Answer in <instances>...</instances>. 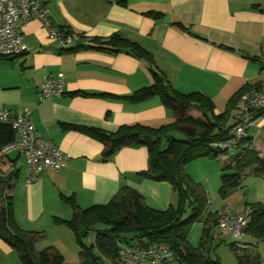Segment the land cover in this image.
<instances>
[{"label": "crops", "instance_id": "obj_1", "mask_svg": "<svg viewBox=\"0 0 264 264\" xmlns=\"http://www.w3.org/2000/svg\"><path fill=\"white\" fill-rule=\"evenodd\" d=\"M40 1L47 6L57 31L86 39L118 33L138 42L153 55L154 69L165 75L175 90L183 94L202 92L214 101L216 113L225 111L231 99L244 90L234 102L229 123L234 122L240 97L264 72V12L255 8L264 7V0ZM23 35V52L0 58V108L17 113L28 108L36 129L62 152L64 166L58 170L46 167L30 179L24 155L14 150L0 155V179L12 176L8 193L15 221L26 233H37L35 251L50 248L67 258L76 236L66 223L56 221L73 217L75 209L66 197L74 196L79 207L87 209L109 203L128 186L143 195L148 206L161 210L168 209L176 197L169 182L140 175L149 165L146 146H126L111 161H104V146L99 140L66 129L65 124L115 132L134 123L158 128L175 118L159 96L139 102L122 98L153 82L146 59L126 51L62 49L38 18L24 25ZM59 73L65 76L64 93L41 102L39 86ZM254 148L264 156V148L257 147L255 137ZM224 160V156H201L185 165L187 174L204 189L210 205L211 199L217 203L221 198ZM229 195L224 206L209 210L218 213L224 207L241 212L250 210L247 203H264V177L247 175ZM236 197H244L241 208L234 206ZM214 227L211 234L218 238ZM203 232L204 224L201 238ZM188 239L193 247L199 246L200 242H192L194 238ZM236 245L249 250L254 247ZM0 264H23L16 249L1 236Z\"/></svg>", "mask_w": 264, "mask_h": 264}, {"label": "trees", "instance_id": "obj_2", "mask_svg": "<svg viewBox=\"0 0 264 264\" xmlns=\"http://www.w3.org/2000/svg\"><path fill=\"white\" fill-rule=\"evenodd\" d=\"M255 8L264 12V7L255 5ZM177 24L186 28L181 22ZM223 47L235 50L231 46ZM62 49H95L111 53L126 51L146 59L151 66L153 82L122 98L139 102L159 96L175 118L173 122L158 128L134 123L122 125L115 132L94 126L65 124L66 129H75L99 140L104 146V161H111L126 146H146L149 165L140 175L169 182L176 197V201L166 210L148 206L143 195L128 186L122 187L109 203L96 204L87 209H81L74 196L66 197V201L75 209L73 217L69 220L57 218L56 221L66 223L82 247L81 261L78 264H105V261L115 264L120 243L129 242L138 235L166 242L187 264H219L207 253V245L213 238L211 228L219 223L218 213L209 210L204 189L187 174L185 165L201 156L218 159L221 154L227 153L218 148V143L229 138V129L234 124L229 123V118L235 108L234 102L244 90L231 99L225 111L216 113L215 103L211 98L202 92L183 94L175 90L165 75L154 69L153 55L138 42L118 33L108 38L86 39L80 36L76 38L74 45L63 46ZM246 89L248 88L245 87ZM261 115H264V107L257 110L256 118ZM174 131L183 133L185 138H176ZM14 138V129L0 121V148ZM228 157L223 162L220 196L227 197L239 188L249 174L264 177V156H260L254 148V136L250 132ZM11 185L12 176L1 177L0 236L17 250L23 264H71L57 250L48 248L41 252L35 251L34 240L37 233H26L15 221L13 202L8 193ZM247 204L251 206L248 209L250 220L246 234L264 242V203ZM189 211L190 215L185 218ZM196 221L203 222L204 232L199 246L193 247L188 235ZM99 223L105 224V228L96 230L93 244L87 246L82 238ZM127 234L132 236L126 237ZM232 249L239 264H264V258L256 248L249 250L233 244Z\"/></svg>", "mask_w": 264, "mask_h": 264}, {"label": "built area", "instance_id": "obj_3", "mask_svg": "<svg viewBox=\"0 0 264 264\" xmlns=\"http://www.w3.org/2000/svg\"><path fill=\"white\" fill-rule=\"evenodd\" d=\"M32 18L40 19L48 28L50 38L59 40L62 46L74 45L72 33L57 31L52 27L49 10L40 0H0V58L14 57L24 50L23 27ZM65 76L59 73L47 77L39 86V100H50L64 93ZM234 124L229 129V138L218 143V148L230 151L248 136L256 119L258 109L264 107V72L260 80L250 87L238 100ZM0 121L9 124L15 138L0 148V155L20 151L29 166L30 179L51 167L58 170L64 166L60 149L36 129L30 119V110L21 113L0 108ZM235 152V151H234ZM233 152V153H234ZM219 227L231 230L235 237L246 234L249 225V210L231 213L228 208L218 212ZM115 264H187L166 242L151 240L147 235H138L129 242L120 243Z\"/></svg>", "mask_w": 264, "mask_h": 264}, {"label": "rangeland", "instance_id": "obj_4", "mask_svg": "<svg viewBox=\"0 0 264 264\" xmlns=\"http://www.w3.org/2000/svg\"><path fill=\"white\" fill-rule=\"evenodd\" d=\"M263 124H264V115H261L255 119L254 125L250 131V133L254 135L256 142H257V147L259 149L264 148V131L261 130V127ZM173 134L176 138H180V139L185 138V135L179 131H174ZM235 150H236V147H233L226 154H221L220 157L223 158L224 156L225 160H228L229 159L228 155L233 153ZM247 172L249 171L247 170ZM244 180L245 178L243 179V182ZM217 195H219V192ZM229 196L230 195H228L227 197ZM227 197L221 196V198L218 200L217 203H214V201L211 199V202H213V205H210V202H209V207H211L214 210L215 208L218 207V205L221 207L224 206L226 204L224 199ZM234 200H235L234 206H237L240 208L243 206L242 204L244 202V197H240V198L236 197L234 198ZM1 203H3V201ZM231 210H229L231 213H235L234 211H231ZM190 213H191L190 211L187 212L185 214V218L188 217ZM105 226H106L105 224L99 223L93 229L89 230L87 235L82 238L83 243L86 244L87 246H91L95 239L96 230L103 229L105 228ZM213 230L216 232L217 235H219L220 238L219 237L212 238L209 240V243L207 245V253L209 254V257L212 260H217L219 264H239L238 257L236 256V254L234 253L232 249V245L236 243L239 244L240 246H244L246 244L255 245L254 247L258 250L260 255L264 258V242L257 241V239L251 236L250 234H245L242 237H235L231 230L229 229L222 230L219 226L217 227V225H215ZM195 231H196V234H195ZM202 231H203V222L196 221L192 225L189 231V235H188L192 239L194 238L193 239L194 241L192 240L194 244H197V245L199 244ZM131 236L132 234L126 235V237H129V238ZM254 247H253V250H255ZM71 248L72 249H69L70 251H68L66 261L71 264H78L81 261L80 250L82 249V247L80 246L79 242L75 240ZM105 264H113V263L109 261H105Z\"/></svg>", "mask_w": 264, "mask_h": 264}]
</instances>
